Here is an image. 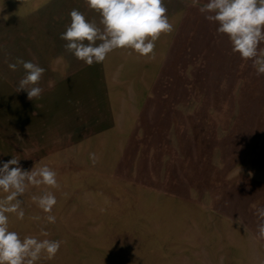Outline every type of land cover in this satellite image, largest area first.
Masks as SVG:
<instances>
[{"label": "rangeland", "instance_id": "374dc122", "mask_svg": "<svg viewBox=\"0 0 264 264\" xmlns=\"http://www.w3.org/2000/svg\"><path fill=\"white\" fill-rule=\"evenodd\" d=\"M163 2L174 30L154 59L117 49L89 66L60 38L72 9L100 26L85 0H0V166H47L60 185L55 223L33 186L24 219L9 214L21 239L64 242L37 264H264V75L198 11L207 0ZM17 58L45 69L40 98L16 92Z\"/></svg>", "mask_w": 264, "mask_h": 264}, {"label": "clouds", "instance_id": "9594fccd", "mask_svg": "<svg viewBox=\"0 0 264 264\" xmlns=\"http://www.w3.org/2000/svg\"><path fill=\"white\" fill-rule=\"evenodd\" d=\"M85 4L100 16L99 25L88 20L77 9L69 13L71 23L60 38L67 43L66 51L75 58L91 66L102 63L108 54L117 49L130 50L149 60L155 58V42L161 34H169L174 25L167 16L163 0H85ZM199 0H192V6ZM198 11L204 18L218 24V34L227 35L232 51L238 53L242 60H250L256 76L264 75V0H207ZM4 20L8 16L3 17ZM102 26V27H101ZM99 41V43H97ZM22 65L25 75L19 80L16 92L24 90L29 100L38 99L43 93L39 82L45 69L32 61L17 58L9 63L10 70L15 71ZM93 164L98 156L90 153ZM20 159H12L0 166V192L6 195L0 198V264H37L42 258H55L63 241L38 239L36 236H25L23 239L15 231L9 230V214H15L23 220L25 213L21 199L29 186L40 188L41 194L33 195L32 201L39 209L48 214V223H55L56 217L51 214L57 200L47 188L60 187L57 173L47 166L23 170ZM257 238L264 240V207H256ZM31 219L39 220V216ZM40 235L49 236L41 229Z\"/></svg>", "mask_w": 264, "mask_h": 264}]
</instances>
